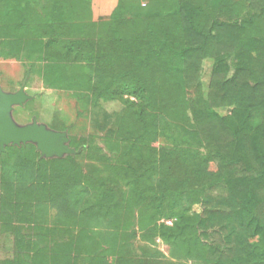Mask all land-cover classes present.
Instances as JSON below:
<instances>
[{"label":"trees","instance_id":"16d2710c","mask_svg":"<svg viewBox=\"0 0 264 264\" xmlns=\"http://www.w3.org/2000/svg\"><path fill=\"white\" fill-rule=\"evenodd\" d=\"M0 59L27 64L85 106L123 107L103 139L109 157L95 149L110 166L108 184L75 176L71 157L38 161L31 145L2 154L10 208L35 202V230L46 203L88 228L131 203L172 258L264 264V0H118L98 22L90 0H0ZM37 187L44 197L33 201ZM160 218L172 226H156ZM131 242L110 243L116 264L167 263L158 252L136 256ZM69 259L62 252L42 264Z\"/></svg>","mask_w":264,"mask_h":264},{"label":"rangeland","instance_id":"374dc122","mask_svg":"<svg viewBox=\"0 0 264 264\" xmlns=\"http://www.w3.org/2000/svg\"><path fill=\"white\" fill-rule=\"evenodd\" d=\"M141 1L143 4L146 3V0ZM117 3L118 0H90L91 21L107 19ZM210 69L211 61H204L201 71V81L204 86L208 82ZM28 74L26 93L33 96V99L24 107L14 109L12 114L14 121L19 125H25L36 118L38 123L45 124L50 129L54 121L63 122L69 128L64 130L68 134L69 147L75 151L81 150L77 155L66 156L75 160L70 167L74 169L72 173L88 179L89 183H96L97 186L101 181H107L108 184V180L112 178L110 166L105 161L97 159L95 149L100 148L102 156L109 157L103 139L113 135L114 121L122 113V105L119 102H106L101 103L99 107H92L89 103L85 106V103L72 94L58 92L45 86L40 75L31 76L27 64L0 59V87L3 91L16 92ZM227 112V109H223L219 111V114L225 115ZM152 144L163 146L165 143L163 140L156 139L152 141ZM35 152L38 155V161L44 160L39 159L36 149ZM66 157L44 161L64 160ZM1 162L0 159V264L7 262L42 264L45 261L49 262L51 257L62 252L70 254L69 264H97L98 262L116 264L114 257L110 256V243L115 240L119 243L132 240L134 252L138 257L158 252L164 256L166 264L180 262L191 264L181 259L180 252L176 253L180 256L179 259L170 256L169 246L150 232V228L146 226L148 223L141 224L140 207L131 203L123 206L127 208L126 210L121 209L114 213L111 220H104L102 226L97 228H88L87 226L90 225L79 223V218H71L68 213H62L53 205L46 203L40 207L42 212V218L38 219L40 229L35 230V224L28 221L30 217L36 215L35 202L28 206L21 205L17 210L10 208L13 203L11 204L3 187ZM119 187L121 191H125L121 185ZM43 192L44 189L41 190L40 187L32 189L33 201L43 199ZM124 197L125 201L131 202L128 195ZM193 210L201 212V207L194 206ZM154 224L171 227L173 221L160 218Z\"/></svg>","mask_w":264,"mask_h":264},{"label":"water","instance_id":"95a60500","mask_svg":"<svg viewBox=\"0 0 264 264\" xmlns=\"http://www.w3.org/2000/svg\"><path fill=\"white\" fill-rule=\"evenodd\" d=\"M29 74L21 87L14 93L5 92L0 87V154L7 147L21 148L27 144L35 147L39 153V159H62L66 156H74L81 152L69 147L68 134L65 131H56L45 124L38 123L33 118L25 125L17 124L13 119V111L16 107L24 105L33 99L26 93V84Z\"/></svg>","mask_w":264,"mask_h":264},{"label":"crops","instance_id":"0c3cea01","mask_svg":"<svg viewBox=\"0 0 264 264\" xmlns=\"http://www.w3.org/2000/svg\"><path fill=\"white\" fill-rule=\"evenodd\" d=\"M114 7H116V6H114ZM112 10H114V9H112ZM112 13V12H111ZM111 15V14H110Z\"/></svg>","mask_w":264,"mask_h":264}]
</instances>
